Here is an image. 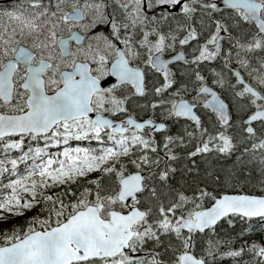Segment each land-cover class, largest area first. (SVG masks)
<instances>
[{
	"label": "snow or ice",
	"instance_id": "snow-or-ice-1",
	"mask_svg": "<svg viewBox=\"0 0 264 264\" xmlns=\"http://www.w3.org/2000/svg\"><path fill=\"white\" fill-rule=\"evenodd\" d=\"M0 4V264H264V0Z\"/></svg>",
	"mask_w": 264,
	"mask_h": 264
},
{
	"label": "flooded vegetation",
	"instance_id": "flooded-vegetation-1",
	"mask_svg": "<svg viewBox=\"0 0 264 264\" xmlns=\"http://www.w3.org/2000/svg\"><path fill=\"white\" fill-rule=\"evenodd\" d=\"M4 6L3 4H0V7Z\"/></svg>",
	"mask_w": 264,
	"mask_h": 264
}]
</instances>
